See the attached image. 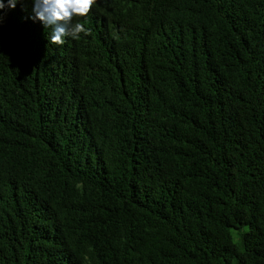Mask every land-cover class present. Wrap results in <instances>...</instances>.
<instances>
[{
	"label": "trees",
	"instance_id": "16d2710c",
	"mask_svg": "<svg viewBox=\"0 0 264 264\" xmlns=\"http://www.w3.org/2000/svg\"><path fill=\"white\" fill-rule=\"evenodd\" d=\"M0 264H264V0H0Z\"/></svg>",
	"mask_w": 264,
	"mask_h": 264
}]
</instances>
